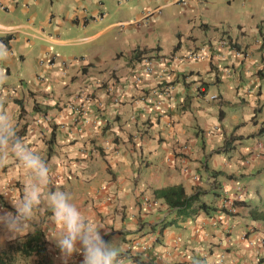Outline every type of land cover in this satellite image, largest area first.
Returning a JSON list of instances; mask_svg holds the SVG:
<instances>
[{
    "label": "crops",
    "instance_id": "obj_1",
    "mask_svg": "<svg viewBox=\"0 0 264 264\" xmlns=\"http://www.w3.org/2000/svg\"><path fill=\"white\" fill-rule=\"evenodd\" d=\"M223 2L234 0H0V109L105 241L148 246L134 260L126 250L130 264H264L252 218L264 195L251 189L264 170V7L224 21ZM24 178L14 157L0 169V214L15 213ZM172 184L217 209L178 220L151 193ZM237 185L243 200L226 214ZM34 228L52 264H82L62 257L46 200ZM7 236L0 224V251L23 258Z\"/></svg>",
    "mask_w": 264,
    "mask_h": 264
},
{
    "label": "clouds",
    "instance_id": "obj_2",
    "mask_svg": "<svg viewBox=\"0 0 264 264\" xmlns=\"http://www.w3.org/2000/svg\"><path fill=\"white\" fill-rule=\"evenodd\" d=\"M8 55L7 47L0 43V61L6 60ZM6 80L7 76L4 70L0 69V85L4 84ZM13 157L24 170L25 178L20 198H11L15 213L4 211L0 214V224L6 228L8 239L23 237L29 231L34 230L35 213L41 203L46 200L51 209L53 221L60 229V233L55 239L65 262L74 253H82V264H126V262L130 264L124 255L126 250L131 253L147 251H131L127 247L125 250L122 245L105 241L100 231L105 228L103 224L87 219L71 202V195L68 192L58 188L52 191L50 185L55 186L47 162L17 135L12 117L0 109V169L5 168L10 158ZM45 189H49V191L45 193ZM0 195L7 196L8 193L0 190ZM242 200L243 198L234 201L236 209ZM221 205L220 210L226 214L236 213V210L229 212ZM137 242L140 243V241Z\"/></svg>",
    "mask_w": 264,
    "mask_h": 264
},
{
    "label": "trees",
    "instance_id": "obj_3",
    "mask_svg": "<svg viewBox=\"0 0 264 264\" xmlns=\"http://www.w3.org/2000/svg\"><path fill=\"white\" fill-rule=\"evenodd\" d=\"M136 53H142V50H138ZM229 141L231 142L232 140ZM214 173L218 174L219 171H215ZM151 193L153 198L160 199L167 208L172 209L175 212L176 218L180 221L193 217L200 211L207 214L209 211L217 209L201 199L202 191L196 190L187 194L181 184L154 188ZM252 218L264 221V212L256 210L255 214L252 213ZM15 249L23 257L33 256V264H52L46 256L44 233L38 228H34L27 235L18 238ZM135 253L131 254L133 260L136 256ZM0 264H13V258L5 251H0Z\"/></svg>",
    "mask_w": 264,
    "mask_h": 264
},
{
    "label": "rangeland",
    "instance_id": "obj_4",
    "mask_svg": "<svg viewBox=\"0 0 264 264\" xmlns=\"http://www.w3.org/2000/svg\"><path fill=\"white\" fill-rule=\"evenodd\" d=\"M189 3H193V1H190ZM255 6L264 7V0H244V1L234 0V2L231 4H228L227 2H223L221 4H217V6L215 7V10L219 12L222 17H226V18H223L225 21L227 17H233L235 19H237L238 17H243L242 16L243 10L248 12L250 11L249 9L253 10ZM214 12L215 11L213 10V4H210L209 13L213 15ZM254 188L257 189L258 193H260L261 195H264V170L258 174H254V177L252 179L251 189H254ZM33 263H34V259L31 257L30 258L20 257L19 260L13 261V264H33Z\"/></svg>",
    "mask_w": 264,
    "mask_h": 264
},
{
    "label": "built area",
    "instance_id": "obj_5",
    "mask_svg": "<svg viewBox=\"0 0 264 264\" xmlns=\"http://www.w3.org/2000/svg\"><path fill=\"white\" fill-rule=\"evenodd\" d=\"M182 5H185L184 1H181ZM161 9L160 8H155V9H146L144 11H142L140 18L137 21H146L148 19H150L152 16L154 15H158L160 14ZM236 53H241V52H237ZM193 57H197V55H193ZM144 67H143V72L148 73L151 69V66L149 64L148 61H146L144 63ZM214 96H210V98H213ZM228 191H224V194L229 195V197H227L226 199H224L222 201V207L224 209H227V211L229 212H234L236 210V206L234 205V201L236 200H241L243 198V193H244V189H242L240 186H235L233 191H229V193H227ZM147 246L146 244L143 243H139L137 241H133L131 242L128 246L127 249L131 250V251H146L147 250Z\"/></svg>",
    "mask_w": 264,
    "mask_h": 264
}]
</instances>
